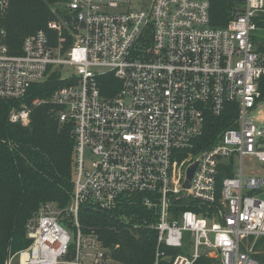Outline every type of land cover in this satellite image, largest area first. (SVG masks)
Returning <instances> with one entry per match:
<instances>
[{
    "label": "built area",
    "instance_id": "built-area-1",
    "mask_svg": "<svg viewBox=\"0 0 264 264\" xmlns=\"http://www.w3.org/2000/svg\"><path fill=\"white\" fill-rule=\"evenodd\" d=\"M225 1L236 9L216 27L212 0H68L12 53L0 0V100L58 74L66 84L33 107H58L76 154L69 204H43L28 247L0 264H119L118 245L84 231V209L155 232L152 264H264V0ZM33 107L10 123L29 126ZM209 119L228 125L198 150ZM184 233L191 250L177 254Z\"/></svg>",
    "mask_w": 264,
    "mask_h": 264
},
{
    "label": "trees",
    "instance_id": "trees-1",
    "mask_svg": "<svg viewBox=\"0 0 264 264\" xmlns=\"http://www.w3.org/2000/svg\"><path fill=\"white\" fill-rule=\"evenodd\" d=\"M68 0H11L1 27L6 32L5 43L12 53L21 50L28 35L44 30L48 24L65 17ZM235 5L225 0H212V23L216 27L227 24ZM53 37V35L51 34ZM66 84L58 74L32 86L19 101L0 100V263L8 255L30 244L26 224L43 204L56 203L65 208L71 199L75 176V141L68 124L61 125L58 107L43 104L33 107L35 99H47ZM261 100H264V77L261 80ZM27 104L32 108L27 127L12 124V108ZM228 125L209 119L198 150L213 144ZM197 150V149H196ZM80 221L85 232H94L107 245L119 246L114 257L119 264H152L156 252L157 235L144 230L131 231L125 225L104 214L84 209ZM264 263V238L260 240Z\"/></svg>",
    "mask_w": 264,
    "mask_h": 264
},
{
    "label": "rangeland",
    "instance_id": "rangeland-1",
    "mask_svg": "<svg viewBox=\"0 0 264 264\" xmlns=\"http://www.w3.org/2000/svg\"><path fill=\"white\" fill-rule=\"evenodd\" d=\"M146 1H149V0H146ZM136 6H137L136 3H133V4H131L130 8L131 9H135ZM254 115L256 117H259L261 115L264 116V100H262L260 102L259 107H258V109H257V111L255 112ZM257 124L259 126L264 127V121H258ZM90 159L91 158L88 157L86 166H88L90 164ZM237 166L239 167V163H237ZM244 167H245L246 171H250V170H254V168L256 166L245 163ZM191 246H192L191 234L190 233H184V249L183 250H176V252H177V254H181V253L185 254L186 251L191 250Z\"/></svg>",
    "mask_w": 264,
    "mask_h": 264
},
{
    "label": "water",
    "instance_id": "water-1",
    "mask_svg": "<svg viewBox=\"0 0 264 264\" xmlns=\"http://www.w3.org/2000/svg\"><path fill=\"white\" fill-rule=\"evenodd\" d=\"M197 166L198 164H196L194 167H192L189 171V174H188V181L186 183V187L189 188L191 186V180L193 178V175L195 174V172L197 171Z\"/></svg>",
    "mask_w": 264,
    "mask_h": 264
}]
</instances>
